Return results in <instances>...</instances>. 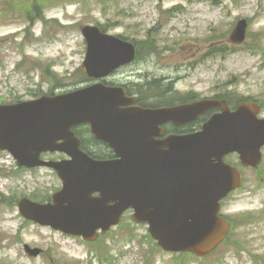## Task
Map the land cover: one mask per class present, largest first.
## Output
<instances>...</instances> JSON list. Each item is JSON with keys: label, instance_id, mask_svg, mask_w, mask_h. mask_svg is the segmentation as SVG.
<instances>
[{"label": "rangeland", "instance_id": "1", "mask_svg": "<svg viewBox=\"0 0 264 264\" xmlns=\"http://www.w3.org/2000/svg\"><path fill=\"white\" fill-rule=\"evenodd\" d=\"M220 1L48 0L37 12L25 6L30 0H0V103L86 84L81 27L101 24L149 45V54L129 68L134 71L125 80L149 73V82L160 79L182 94L264 106V0ZM242 18L248 20L247 36L236 44L231 34ZM243 171V187L223 209L234 217L235 230L215 252L199 258L163 251L148 225L132 220V211L95 242L26 220L19 199L45 200L62 181L47 167L19 171L12 155L0 152V264H264V160L259 170ZM25 244L42 252L31 255Z\"/></svg>", "mask_w": 264, "mask_h": 264}, {"label": "water", "instance_id": "2", "mask_svg": "<svg viewBox=\"0 0 264 264\" xmlns=\"http://www.w3.org/2000/svg\"><path fill=\"white\" fill-rule=\"evenodd\" d=\"M247 20L238 22L232 39L242 42ZM84 61L91 77L102 78L135 57V45L86 25ZM129 99L121 88L103 83L56 96L0 107V149H7L20 165L50 166L63 180L53 201L29 198L19 202L22 214L42 224L88 240L116 225L125 210L167 251H190L204 256L225 238L229 224L219 215L220 201L241 184V174L224 161L234 151L245 165L261 161L264 119L256 102H242L231 111L226 101L203 99L161 109L122 108ZM222 107L189 135L154 140L155 127L166 121L184 123L211 108ZM89 123L107 141L116 158L94 159L81 149L73 126ZM64 142L58 143V140ZM60 150L71 158L41 159L44 151ZM94 192L100 196L93 197ZM29 253L40 249L26 245Z\"/></svg>", "mask_w": 264, "mask_h": 264}, {"label": "flooded vegetation", "instance_id": "3", "mask_svg": "<svg viewBox=\"0 0 264 264\" xmlns=\"http://www.w3.org/2000/svg\"><path fill=\"white\" fill-rule=\"evenodd\" d=\"M128 73V67L124 66L119 69L115 74H113L106 82L110 85H121L126 88L127 94L136 98V101L131 106H142V107H161L167 106L166 101H155L156 99L164 98L169 94V89L167 86L163 85V81H159L157 84L153 80L149 82V73L147 75H143L140 72L136 73L137 78L129 80V76L125 80L122 76ZM121 75V77L119 76ZM135 76V74H134ZM161 99V100H162ZM150 101V102H149ZM231 109H235V106H231ZM219 110H212L206 113L205 116L199 118L197 120L184 123V124H175L173 122H167L161 125L162 132L161 134L156 136V139H163L169 135L176 134H190L194 133L201 129L203 123L209 119V117ZM87 129L86 134L91 138V141L86 143L83 136H81L77 131L76 134L82 139L83 146L88 147L89 149H96L101 147L104 150L111 151L109 145L103 141L97 140L91 133L90 126H83ZM113 157V156H110ZM233 157L235 160L238 159V156L235 154H231L228 158ZM227 158V159H228ZM97 195V194H96Z\"/></svg>", "mask_w": 264, "mask_h": 264}, {"label": "trees", "instance_id": "4", "mask_svg": "<svg viewBox=\"0 0 264 264\" xmlns=\"http://www.w3.org/2000/svg\"><path fill=\"white\" fill-rule=\"evenodd\" d=\"M20 2H22L23 4L24 3H27V2H24V1H26V0H19ZM31 1V3L28 5V4H26L25 6L27 7V8H35V10L37 11V12H40L41 11V9H40V7L45 3V2H47L48 0H30ZM218 1H220V0H216V2H218ZM37 17H39V18H42V19H44V17H43V15L42 14H39ZM141 53V52H140ZM142 54H139V56H141ZM87 79V78H86ZM192 97V96H191ZM92 154V153H91ZM93 155H95V154H93Z\"/></svg>", "mask_w": 264, "mask_h": 264}]
</instances>
